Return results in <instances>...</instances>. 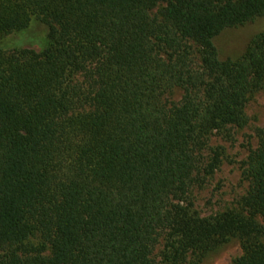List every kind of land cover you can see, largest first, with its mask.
Returning <instances> with one entry per match:
<instances>
[{
  "label": "trees",
  "instance_id": "16d2710c",
  "mask_svg": "<svg viewBox=\"0 0 264 264\" xmlns=\"http://www.w3.org/2000/svg\"><path fill=\"white\" fill-rule=\"evenodd\" d=\"M34 16L45 47L0 48V264H155L162 237L166 264L230 237L229 264H264V125L242 208L186 204L202 136L243 125L264 82V30L234 58L214 38L264 16V0H0V37ZM35 229L49 252L29 245Z\"/></svg>",
  "mask_w": 264,
  "mask_h": 264
},
{
  "label": "rangeland",
  "instance_id": "374dc122",
  "mask_svg": "<svg viewBox=\"0 0 264 264\" xmlns=\"http://www.w3.org/2000/svg\"><path fill=\"white\" fill-rule=\"evenodd\" d=\"M158 8H154L152 13H156ZM47 29L48 25L34 16L23 33L11 32L0 37V48L10 50L20 46L40 50L47 43ZM262 30L264 16L222 30L214 38L219 57L238 56L249 39ZM189 44L194 61L198 62L199 48L192 41ZM71 81L79 85V88L87 91L90 89L89 80L82 73H74ZM183 93L182 87L175 86L164 95V98L166 101H176ZM243 109L247 117L243 125L228 124L220 129H212L202 136V142L197 150V165L186 195L187 206L202 217L242 208V198L250 186L245 173V160L249 151L256 146L259 130L264 125V82L248 94ZM255 218L263 226L259 240L264 243V218L261 215H256ZM42 243L45 244L43 252H49L45 238L35 229L29 238V245L40 250L43 248ZM164 243L165 239L162 237L152 253L155 264H166L162 254ZM241 253L240 240L237 237H230L215 249L203 253L200 258L196 254H190L188 260L191 264H229Z\"/></svg>",
  "mask_w": 264,
  "mask_h": 264
}]
</instances>
